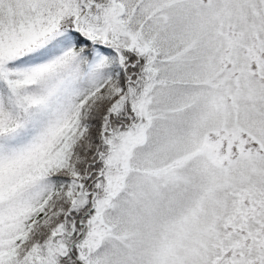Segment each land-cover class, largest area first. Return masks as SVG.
<instances>
[{
  "label": "snow or ice",
  "instance_id": "6c2138e0",
  "mask_svg": "<svg viewBox=\"0 0 264 264\" xmlns=\"http://www.w3.org/2000/svg\"><path fill=\"white\" fill-rule=\"evenodd\" d=\"M0 264H264V0H0Z\"/></svg>",
  "mask_w": 264,
  "mask_h": 264
}]
</instances>
